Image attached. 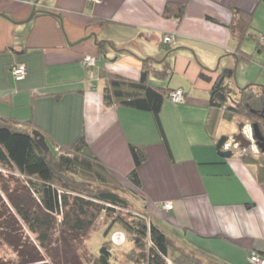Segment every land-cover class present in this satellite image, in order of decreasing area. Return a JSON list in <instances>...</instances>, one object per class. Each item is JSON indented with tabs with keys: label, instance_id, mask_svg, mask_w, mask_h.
<instances>
[{
	"label": "crops",
	"instance_id": "1",
	"mask_svg": "<svg viewBox=\"0 0 264 264\" xmlns=\"http://www.w3.org/2000/svg\"><path fill=\"white\" fill-rule=\"evenodd\" d=\"M167 1L184 3V15H162ZM231 7L251 11L254 29L264 35V0H0V116L31 119L55 148L83 134L99 160L140 196L137 209L202 264H255L247 258L250 250L264 256V182L238 157L239 148L219 155L218 125L214 137L204 126L208 90L219 70L212 65L236 57L226 25ZM31 13L33 21H24ZM164 33L174 40L163 44ZM177 49L187 51V66L197 57L196 77L207 70L210 85L171 81L175 75L166 59ZM87 53L96 57L91 76L81 61ZM143 59L150 82L159 84L150 77L166 73V86L184 89V101L163 100L159 114L171 156L150 111L103 103L98 70L137 78ZM15 62L26 66L19 80L10 70ZM237 125L241 130L245 124ZM129 143L143 144L147 153L138 167L139 186L127 177L133 167ZM164 200L171 201L170 209L162 207Z\"/></svg>",
	"mask_w": 264,
	"mask_h": 264
},
{
	"label": "trees",
	"instance_id": "2",
	"mask_svg": "<svg viewBox=\"0 0 264 264\" xmlns=\"http://www.w3.org/2000/svg\"><path fill=\"white\" fill-rule=\"evenodd\" d=\"M185 8L184 3L167 1L163 6L162 15L181 18ZM231 10L232 18L226 25L236 42V59L248 60L250 54L240 48L243 39H254V46L259 50L264 49V44L260 41L264 35L254 29L251 11L238 7H231ZM208 18L218 21L209 15ZM98 47L103 49L104 43H99ZM234 73L233 65L216 70L208 90V111L204 126L214 137L220 118L243 117L251 126H257L264 139V84L248 83L238 89L236 98L230 99L227 81ZM98 74L104 81V105L115 104L150 111L167 153L171 156L159 118L162 102L171 89L149 81L148 60H142L141 72L137 78L102 68L98 70ZM199 74L207 80L212 79L207 70L202 69ZM33 129L43 133L31 119L16 121L0 116V167L18 173L25 181L22 191H10L8 198L21 223L36 234L41 246L51 243V230L56 223L61 226L62 231L70 232L72 237L80 236L85 234L97 216L103 212L111 217L104 229L105 235L109 230H114V225L118 223L132 235L135 244L144 245L146 240V253L143 250L141 255L147 264H169L165 257L170 258L172 264H202L198 256L174 245L165 232L155 222L147 219L140 210L122 213L120 209L129 205L128 197L121 188L124 186L90 150L83 134L69 145H59L55 150L49 147L45 150L36 142ZM128 149L133 167L128 171L127 177L134 185L139 186L138 167L147 158L146 149L143 144L138 143H129ZM258 150V155H250L244 151L240 152L238 157L254 167L258 182H264V150ZM7 212L11 214L10 209ZM5 215V210L0 211V217ZM114 245L116 244L112 243L110 238L101 244L95 258L97 264H120L112 259L110 247ZM129 252L128 259L133 260L128 264H138L140 258L135 255L134 249Z\"/></svg>",
	"mask_w": 264,
	"mask_h": 264
},
{
	"label": "rangeland",
	"instance_id": "3",
	"mask_svg": "<svg viewBox=\"0 0 264 264\" xmlns=\"http://www.w3.org/2000/svg\"><path fill=\"white\" fill-rule=\"evenodd\" d=\"M31 21L33 20L28 19L26 22ZM254 45L255 40L250 37L244 38L241 43L240 48L250 54L248 60L244 58L236 59L235 56L227 55L220 57V62L218 58L212 65L213 68L217 67V69H221L226 64L234 66V76L227 81L230 99L236 98L238 89L244 87L248 83L264 84V49L258 50L254 48ZM106 48L109 49L108 46ZM189 51L192 54L191 50ZM186 53L187 51L185 49H177L173 50L171 54L167 56L166 60L171 63L175 75V77H172L171 81L187 79L191 86L200 89L203 88L205 85L204 83H206L207 86L210 85V82L207 81L211 80L196 77V73L192 68V63H198L196 56L192 55V63L187 66L188 54ZM103 55L99 56V60L104 59ZM94 66L95 65L91 67L86 66L87 74L89 68L91 69ZM161 75L165 77H159L157 74H154V77H150V79H154V82L165 85L168 80V78H166L167 74L163 73ZM181 75L187 77H179ZM164 103H170L171 105L175 104L168 94L164 98ZM238 122H242L243 125L245 124L241 129L244 135V133L247 132L248 125L251 126V124L243 117H234L232 120L219 119L217 124L219 131L218 136L220 137V133L230 136L229 134H233L240 130L237 125ZM253 144L254 142L252 141V144L250 143L245 151L250 155H258L259 147ZM48 146L52 150L56 149L52 143H48ZM239 151L244 152L241 149H239ZM0 173V211H6V215L0 217V264H97L95 258L99 247L104 241L109 239L110 234L116 230L124 233V241L110 247L112 259L119 261L120 264H128L133 260L132 258L130 260L128 259L129 251L134 249L135 255L140 258L138 264H147L146 260L141 255L143 250L146 253V240H144V245L135 244L132 240V235L121 228L122 226L118 223L114 225V230H109L108 234L105 235L104 229L111 217L106 216L103 212L97 216L94 223L85 234H79L80 236L72 237L70 232L62 231L61 226L56 223V226L51 230V243L41 246L36 239V234L25 224L21 223L19 217L13 211L8 198V192L10 191L11 193H20L23 186L26 184L25 181L20 178L18 173L2 167H0ZM121 188L129 200V205L126 208L120 209L122 213L125 214L127 211L132 213L133 210L139 211L137 207H140V196L132 194L133 192L128 187L124 186ZM134 200H136L137 207L134 205ZM9 209L11 214L7 212ZM12 213H14V216Z\"/></svg>",
	"mask_w": 264,
	"mask_h": 264
},
{
	"label": "built area",
	"instance_id": "4",
	"mask_svg": "<svg viewBox=\"0 0 264 264\" xmlns=\"http://www.w3.org/2000/svg\"><path fill=\"white\" fill-rule=\"evenodd\" d=\"M174 40V34L173 33H164L162 34L161 41L164 44H168L171 41ZM260 41L262 44H264V37L260 38ZM81 61L84 65L91 67L95 65L96 57L93 54H84L81 57ZM10 70L12 73V76L14 79L19 80L22 79L26 73V66L23 62H15L10 65ZM90 76L92 75V70H89ZM169 96L173 102H182L184 98V89L182 87H175L169 92ZM244 135L250 139L251 144L252 141L254 142L253 138V131L252 127L248 125L247 132L244 133ZM255 144V143H254ZM253 144V145H254ZM223 149H231L232 151H236L237 148L241 149L242 151H245L246 148L241 147L237 142L234 141V139L230 136L222 145ZM240 152V151H239ZM162 207L165 209H170L172 207L171 201L164 200L162 202ZM139 214L138 212H136ZM111 240L113 242H122L124 240V233L122 231H115L111 234ZM248 260L251 263L255 264H264V256L257 253L255 250H250L248 253ZM166 261L169 264H172V261L170 258L165 257Z\"/></svg>",
	"mask_w": 264,
	"mask_h": 264
},
{
	"label": "water",
	"instance_id": "5",
	"mask_svg": "<svg viewBox=\"0 0 264 264\" xmlns=\"http://www.w3.org/2000/svg\"><path fill=\"white\" fill-rule=\"evenodd\" d=\"M33 13H31L29 15V17H27L24 21L28 20ZM94 35V34H93ZM95 36V35H94ZM94 42H99V40L97 41L96 38L94 40ZM252 130H253V138H254V143L263 151L264 150V139L263 137L260 135L257 126L255 124H252ZM32 133L35 137L36 142L43 147L45 150H48L49 146L48 143L46 142V139L44 137V134L41 133L40 131L33 129ZM235 142H237L241 147L246 148L248 145H250V140L248 138H246L245 135H243L242 130H238L236 133H234L231 136ZM229 138V136L226 135H221L217 141H216V147L217 149V153L221 156L224 157H229L233 154V151L231 149H223L222 148V144Z\"/></svg>",
	"mask_w": 264,
	"mask_h": 264
},
{
	"label": "clouds",
	"instance_id": "6",
	"mask_svg": "<svg viewBox=\"0 0 264 264\" xmlns=\"http://www.w3.org/2000/svg\"><path fill=\"white\" fill-rule=\"evenodd\" d=\"M252 127V126H251ZM253 131V130H252ZM223 145V144H222ZM247 148V147H246Z\"/></svg>",
	"mask_w": 264,
	"mask_h": 264
}]
</instances>
